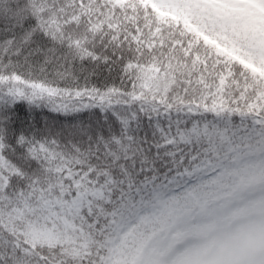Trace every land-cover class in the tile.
<instances>
[{"label":"snow or ice","instance_id":"1","mask_svg":"<svg viewBox=\"0 0 264 264\" xmlns=\"http://www.w3.org/2000/svg\"><path fill=\"white\" fill-rule=\"evenodd\" d=\"M252 138L264 0H0V264H96L126 195ZM248 224L187 264H264Z\"/></svg>","mask_w":264,"mask_h":264},{"label":"trees","instance_id":"2","mask_svg":"<svg viewBox=\"0 0 264 264\" xmlns=\"http://www.w3.org/2000/svg\"><path fill=\"white\" fill-rule=\"evenodd\" d=\"M262 149L264 139L217 142L188 167L191 183L178 176L139 185L120 202L100 238L96 264H159L157 253L167 247L168 232L180 224L200 236L217 227L231 208H263L264 190L257 189L264 186ZM210 164L217 169H204ZM245 193L251 199L236 205Z\"/></svg>","mask_w":264,"mask_h":264},{"label":"rangeland","instance_id":"3","mask_svg":"<svg viewBox=\"0 0 264 264\" xmlns=\"http://www.w3.org/2000/svg\"><path fill=\"white\" fill-rule=\"evenodd\" d=\"M247 199V197H245ZM264 214V209L254 210L250 212L239 211L235 214L229 215L222 221V224L216 230L203 238L186 237L185 235H170V243L162 252L158 253V259L161 264H184L194 254L200 250L202 242H206L218 230L223 229L233 223L244 221L249 222L257 218L259 215Z\"/></svg>","mask_w":264,"mask_h":264},{"label":"clouds","instance_id":"4","mask_svg":"<svg viewBox=\"0 0 264 264\" xmlns=\"http://www.w3.org/2000/svg\"><path fill=\"white\" fill-rule=\"evenodd\" d=\"M249 228L248 222L240 221L216 231L200 249V253H223L226 249L243 244Z\"/></svg>","mask_w":264,"mask_h":264}]
</instances>
